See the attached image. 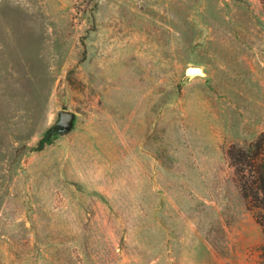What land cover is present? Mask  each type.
<instances>
[{"label":"rangeland","instance_id":"obj_1","mask_svg":"<svg viewBox=\"0 0 264 264\" xmlns=\"http://www.w3.org/2000/svg\"><path fill=\"white\" fill-rule=\"evenodd\" d=\"M262 131L260 0H0V264H263Z\"/></svg>","mask_w":264,"mask_h":264},{"label":"trees","instance_id":"obj_2","mask_svg":"<svg viewBox=\"0 0 264 264\" xmlns=\"http://www.w3.org/2000/svg\"><path fill=\"white\" fill-rule=\"evenodd\" d=\"M260 1L264 6V0ZM227 156L234 166L242 197L249 209L256 210L255 219L264 228V131L245 147L231 145ZM262 259L264 264V245Z\"/></svg>","mask_w":264,"mask_h":264},{"label":"water","instance_id":"obj_3","mask_svg":"<svg viewBox=\"0 0 264 264\" xmlns=\"http://www.w3.org/2000/svg\"><path fill=\"white\" fill-rule=\"evenodd\" d=\"M190 70H191V69H190ZM194 70H196V71H197V69H196V68H194ZM192 72H195V71H193V70H192ZM62 115H63V116H66V117H67L66 119H68V118H69V116H70V114H69L68 112H66V111H63V112H62Z\"/></svg>","mask_w":264,"mask_h":264},{"label":"bare ground","instance_id":"obj_4","mask_svg":"<svg viewBox=\"0 0 264 264\" xmlns=\"http://www.w3.org/2000/svg\"><path fill=\"white\" fill-rule=\"evenodd\" d=\"M190 69H191V71H192V70H193V71H196V70H194V68H190ZM190 69H189V70H190ZM198 70H199V69H198Z\"/></svg>","mask_w":264,"mask_h":264}]
</instances>
